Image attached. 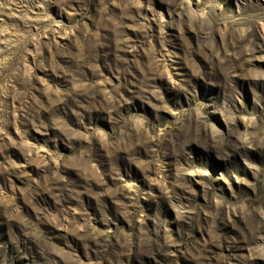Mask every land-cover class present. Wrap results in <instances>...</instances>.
Instances as JSON below:
<instances>
[{"label": "rangeland", "instance_id": "rangeland-1", "mask_svg": "<svg viewBox=\"0 0 264 264\" xmlns=\"http://www.w3.org/2000/svg\"><path fill=\"white\" fill-rule=\"evenodd\" d=\"M0 264H264V0H0Z\"/></svg>", "mask_w": 264, "mask_h": 264}]
</instances>
